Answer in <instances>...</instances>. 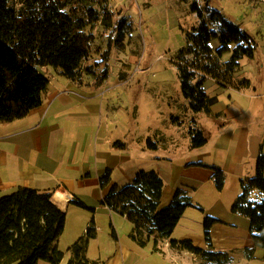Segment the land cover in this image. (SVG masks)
<instances>
[{"label":"crops","instance_id":"0c3cea01","mask_svg":"<svg viewBox=\"0 0 264 264\" xmlns=\"http://www.w3.org/2000/svg\"><path fill=\"white\" fill-rule=\"evenodd\" d=\"M117 1L114 8L120 9L119 16L129 17V12L124 15L122 10L128 9L125 0L114 2ZM162 1L165 0L159 3ZM258 9L261 13L259 6ZM219 12L228 15L224 8L220 7ZM261 17L264 22L262 13ZM236 24L241 26L239 21ZM252 59L239 61L234 72L236 79H245L248 70L258 72L255 66L258 63ZM114 61L119 59L111 53L108 78L98 89L91 76L84 74L75 82L62 77L58 70L38 69L49 82L41 106L21 119L0 124V197L19 187L32 189L65 214V230L57 242L63 254L59 264H67L68 248L85 236L91 221L95 224L96 236L88 241L86 257L98 264H202L198 256L170 247L169 239L189 240L205 251L228 253L232 257L230 264H264L263 249L253 246L249 221L230 211L239 194V181L255 173L256 159L264 155V91L252 84L242 91L219 89L214 82L207 81L205 87L210 83L218 89L204 110L211 109L207 116H212V120H208L219 134L213 141H208L209 125L200 117L203 112L194 116L195 127L207 138L203 147L190 148L188 136L183 146L160 130L157 136H151L150 132L147 138L136 136L135 154H130L129 129L119 122L128 120L125 114L129 105L137 119L140 94L146 93L147 84L140 86L139 83V89L132 90L129 77L120 79V67L117 71ZM181 102L186 108V101ZM170 118L175 119L169 114L162 123L170 122ZM218 121H222L220 126L216 125ZM112 129L121 130L123 138L112 136ZM147 139L157 143L156 150L146 148ZM140 161L139 165L135 164ZM209 167H217L226 175L221 192L211 180ZM141 170L154 171L163 181L159 208L170 204L176 189H183L190 196L191 206L185 209L169 239L158 238L144 201L146 196L140 203L129 199L116 202L118 195L129 188L139 191L134 177ZM106 172H109V182L101 187L99 181ZM133 216L145 218V222L138 223L142 230L136 235V240L144 245L130 237L135 228ZM207 216L217 221L210 228V246L203 235V220ZM143 225H149L148 232ZM245 249L254 250L252 259L244 257Z\"/></svg>","mask_w":264,"mask_h":264},{"label":"trees","instance_id":"16d2710c","mask_svg":"<svg viewBox=\"0 0 264 264\" xmlns=\"http://www.w3.org/2000/svg\"><path fill=\"white\" fill-rule=\"evenodd\" d=\"M252 9L256 3L249 2ZM96 6V7H95ZM199 22L182 32L184 45L175 53L171 63L176 67L180 93L187 109L196 116L207 109L211 99L206 92L207 81L219 89L242 91L250 88L247 79H236L235 70L242 58L254 57L253 41L248 32L239 28L221 12L204 0L203 8L191 4ZM99 9L102 13H99ZM108 8V0H0V124L21 119L41 106L48 79L38 69L52 68L68 80L79 82L82 75L91 76L98 89L109 75V60L113 50L112 35L99 54L95 67L98 72L82 71L83 62L92 56L94 35L89 31L94 23L115 32L122 21ZM236 29L235 33L231 29ZM114 39V45L119 41ZM217 44L216 48L213 45ZM229 56L225 60V56ZM120 79L123 77L121 75ZM194 123L195 120L192 118ZM190 148L197 149L207 143L204 133L196 127L187 130ZM146 148L157 149V143L146 140ZM212 182L218 192L224 188L226 175L217 167H209ZM109 182V172L100 179L104 187ZM134 188L121 192L116 202L129 199L140 203L143 196L159 239H169L186 208L191 206L190 196L183 189H176L170 204L159 208L163 181L154 171L135 174ZM113 197H110L112 199ZM77 206L85 208L79 202ZM230 211L249 221L253 246L264 251V155H259L252 177L239 181V194ZM134 229L131 239L142 230L141 217H131ZM217 221L211 217L203 220V235L210 246V228ZM66 217L46 198L35 190L19 187L0 197V264H59L63 254L57 242L65 230ZM93 221L85 236L69 248L67 264H98L86 257L87 244L95 238ZM112 236L115 237L113 231ZM138 242V241H137ZM144 245L142 242H138ZM172 248L188 251L198 256L202 264H230L228 253L205 251L189 240L169 239ZM253 249L243 250L246 259L253 258ZM264 258V256H263Z\"/></svg>","mask_w":264,"mask_h":264},{"label":"rangeland","instance_id":"374dc122","mask_svg":"<svg viewBox=\"0 0 264 264\" xmlns=\"http://www.w3.org/2000/svg\"><path fill=\"white\" fill-rule=\"evenodd\" d=\"M114 1L108 0V8L116 14L115 19L117 21L123 22L121 29L115 32L111 28H104L100 22L91 26L89 31L95 38L92 46V56L89 60L83 62L81 70L89 69L92 72L100 70L94 65L99 60V54L107 45L108 35H112L113 57L119 59V63L121 61L124 62L121 66L117 61H114L113 67L117 71L120 67L118 74L122 75L124 80L129 77V86L132 90H138L139 83L140 86L147 84V87L144 88L147 89L146 93L140 94V105L136 113L137 119L134 117L132 105H129L128 113L125 114L128 120H118L120 121L119 124L123 127L127 126L129 129L127 137L130 143L129 153L132 154L136 149L134 146V138L136 136L143 135L140 139L147 138L149 132L151 136L155 134L157 136L160 130H163L166 135H170L169 138L173 137L178 140L179 144L183 143L182 145L185 146V139L188 136L187 130L190 127H195L197 122L193 123L190 120L192 118L195 119V117L191 115L187 107L185 108L182 105L181 100L184 102V99L180 93L177 70L171 61L175 53L184 45V37L181 32L198 25L199 20L196 14L191 12V4L196 3L203 8L204 0H165L162 1L164 3H159L160 0H125L128 9L123 8L122 10L124 15L128 11L129 17L119 16L120 9L118 7L114 8L118 1ZM251 1L209 0V6L218 11L220 7L224 8L228 14L226 17L229 20L235 25L239 21L241 26L248 30L247 32L253 41L252 45L255 49L252 60L258 63L255 64L258 72L248 70L245 74V79L251 81L252 87H257L258 90L264 91V22L258 8H249L248 4ZM252 3L254 2L252 1ZM99 13H102L100 9ZM174 14L176 17L178 15L179 19H176ZM241 26L238 27L242 28ZM236 31L235 28L231 29L232 33ZM118 36L119 41L114 45V39H117ZM229 56H225L224 59L228 60ZM127 57H129L128 61L126 60ZM89 61H92L90 65L87 64ZM48 69L54 70L50 67ZM216 90L218 89L215 85L209 83L206 86L208 95L212 96L210 99L215 97L213 94L217 92ZM168 104L170 108H168ZM210 110L203 111V115H200L202 121L205 119L209 125L206 129L209 130L207 133L209 143L219 135L217 128L213 127L208 120H212V116L211 118L207 116L211 114ZM188 112L190 114H187ZM169 114H171L172 118H175L174 121H171L170 118L171 123L165 122L163 124L162 120L169 118ZM177 121L179 124H176ZM221 122H216V125L220 126ZM177 126H180L181 129H177ZM202 126L204 127L205 124ZM155 127H159V129L152 130ZM112 131V136L123 138L124 135L121 130L112 129ZM159 134L165 138L162 132ZM165 140L167 141V138ZM149 153L150 155H155L154 152ZM140 163L141 161L135 164L139 165ZM152 165L156 166L154 163ZM251 165H254L253 162H251ZM132 166L134 168L135 165ZM158 166L162 167L160 164ZM251 175L254 176V173ZM143 227L146 232L149 231V225H143Z\"/></svg>","mask_w":264,"mask_h":264},{"label":"built area","instance_id":"2783aa9c","mask_svg":"<svg viewBox=\"0 0 264 264\" xmlns=\"http://www.w3.org/2000/svg\"><path fill=\"white\" fill-rule=\"evenodd\" d=\"M253 1L260 7V10H261V13L264 19V0H253Z\"/></svg>","mask_w":264,"mask_h":264}]
</instances>
